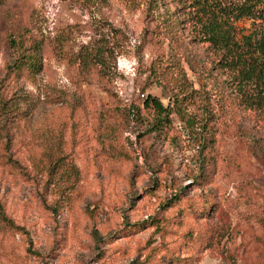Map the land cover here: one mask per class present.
<instances>
[{"label":"rangeland","instance_id":"1","mask_svg":"<svg viewBox=\"0 0 264 264\" xmlns=\"http://www.w3.org/2000/svg\"><path fill=\"white\" fill-rule=\"evenodd\" d=\"M197 28L179 0L1 4L0 264H264V115Z\"/></svg>","mask_w":264,"mask_h":264},{"label":"trees","instance_id":"2","mask_svg":"<svg viewBox=\"0 0 264 264\" xmlns=\"http://www.w3.org/2000/svg\"><path fill=\"white\" fill-rule=\"evenodd\" d=\"M4 1L0 0V6ZM179 1L190 4L194 12L198 27L196 42L207 45L213 52L217 67L228 73L235 86L234 92L243 104L264 115V0ZM243 21H249L250 27L238 30L236 25ZM10 47L14 53L18 52L14 41H10ZM19 66L22 64L16 61L10 68L17 70ZM35 66L34 63L29 69ZM144 106L159 116L168 115L157 98L148 96Z\"/></svg>","mask_w":264,"mask_h":264}]
</instances>
